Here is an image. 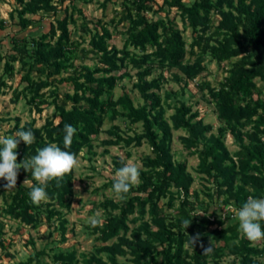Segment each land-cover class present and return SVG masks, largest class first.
Wrapping results in <instances>:
<instances>
[{
	"label": "trees",
	"instance_id": "trees-1",
	"mask_svg": "<svg viewBox=\"0 0 264 264\" xmlns=\"http://www.w3.org/2000/svg\"><path fill=\"white\" fill-rule=\"evenodd\" d=\"M107 1L111 0L104 4ZM17 2L22 8L14 9L11 17L18 16L22 30L33 25L38 30L12 37L14 52L5 55L0 87L9 85L8 80L23 71L26 85L14 88V100L23 96L31 110L39 112L45 103L54 106L43 125L36 126V118L23 125L17 119L9 131L13 136L15 131L31 129L35 136L30 146L23 141L18 144L17 163L51 143L77 157L84 148L88 154H96V141L107 146L105 152L113 145L130 148L148 143L152 148V154L142 156L140 182L126 198L104 194L94 203L103 214L96 227L86 229L98 241L90 254L79 256L76 248L55 246L36 250L17 264H50L45 260L47 255L51 264H264V239L250 243L238 231L234 218L235 210L249 196L264 198V0H163L158 9L156 0H123L124 9L111 20L115 30L130 22L120 31L126 35L121 48L110 43L113 31L102 20L93 28L89 26L75 0H71L72 11L51 22L46 32L43 16L35 19L28 15L41 11L55 14L59 11L57 1ZM173 8L192 29L190 43L176 16L169 14ZM75 11L84 18V33L77 40L69 29L71 22L77 23ZM161 11L167 12L165 17L148 16ZM5 27L6 20L0 17V30ZM87 33L89 47L83 46ZM213 61L224 68L225 77L217 85L209 80L198 85L207 90L204 98L215 106L220 120L216 132L200 117L199 109L180 98L179 91L169 88L161 92L163 82L168 81L164 68L180 70L173 79L184 83V92L190 80L204 74ZM16 62H20L19 68ZM130 67L136 69L133 89L140 93V103L128 92L115 96L119 83L132 77ZM158 68L162 71L150 79ZM65 72L69 75L64 76ZM66 82L72 84L73 92H60V84ZM170 98L174 100L170 102ZM168 108L174 109L169 116ZM117 118L125 120L127 126L112 124L105 130L111 136L100 140L106 121ZM66 124L76 128L68 149L63 145ZM179 130L185 132L178 138L187 154L199 157L196 171L205 181L202 190L207 198L192 189L196 176L187 159L176 158L174 131ZM229 133L238 146L234 151L226 142ZM131 154L128 149L127 156ZM125 163L127 158L115 156L113 170ZM26 178L31 179V173L21 168L16 188L10 191H5L6 181L0 179V216H10L31 228H39L44 221L58 222L56 229L66 241L69 220L64 210L72 205L74 169L59 186L55 180L49 183L48 198L39 205L30 201L31 188L23 185ZM112 185L110 178L105 187L111 189ZM220 199L226 215L217 207L210 211ZM184 220H191L187 229ZM261 227L264 230V222ZM4 228L5 222L0 220V244L6 251ZM208 248L211 251L205 252ZM6 254L13 257L9 251ZM225 258L231 259L223 263Z\"/></svg>",
	"mask_w": 264,
	"mask_h": 264
},
{
	"label": "rangeland",
	"instance_id": "rangeland-1",
	"mask_svg": "<svg viewBox=\"0 0 264 264\" xmlns=\"http://www.w3.org/2000/svg\"><path fill=\"white\" fill-rule=\"evenodd\" d=\"M59 4V11L57 13L41 11L39 14L28 15L34 17L35 19L43 16V30L46 32L51 28V22L56 23V18H64L68 12L72 11L71 0H65L63 3L60 0H56ZM155 8L158 9L159 5L163 3V0H156ZM189 1V0H185ZM75 0L78 8H81L83 14L86 15L89 26L93 28L99 20L106 23L113 31V38L110 40L111 44H115L117 47L121 48L124 44L126 35L120 33L124 31L126 26L130 24L129 21H125L119 24L118 30H115L114 25L111 24L112 18L116 15L117 11H122L124 6L122 5L123 0ZM68 7V10H67ZM22 8V5L17 2V0H0V17L6 20V27L0 30V76L4 73V65L7 60L5 55L13 53V40L14 35L25 36L30 32H35L38 27L35 25L30 26L26 30H22L21 26L18 24L19 18L16 15L14 19L11 17V12L16 9ZM177 9L173 8L169 14L171 17H175L176 22L180 29L183 30L185 38L188 43L193 39L192 29L185 26L181 16L177 15ZM167 12L161 11L158 14L149 12L148 16L153 19H158L160 16L165 17ZM74 17L77 19V23H70L69 29L72 32L73 39H81L84 31L82 30V23L84 18L82 13L79 11L74 12ZM100 28V27H99ZM87 42L83 43V46L89 47L88 41L90 38V33L86 34ZM88 63L93 64V61L88 59ZM226 65V64H225ZM20 67V62H16V68ZM129 70L132 73V77L124 78L115 89V96L118 97L124 92L130 93L136 100V102H143L140 93L133 89V83L137 80L136 69L130 67ZM162 68H158L154 75L150 77L159 75ZM22 72H17L13 79H9V85L0 87V135L9 136L10 130L15 126L17 119H20L21 125L31 121L36 118V126H41L45 123L46 118L51 115L54 110L53 105H43L44 110L42 112L37 111L35 108L31 110V106L27 103V98L21 97L17 102L14 100V88L19 87L20 89L26 85V82H22ZM163 73L168 81L163 82L161 92L164 94L169 88L179 91L180 98L186 100L188 103L194 105V110L199 109L200 117H203L205 123L212 124L214 126L213 131H217L220 125V120L218 114L215 110V106L212 102H209L204 98V94L207 90H202L199 87V83L204 80L211 81L214 85H217L221 81L226 72L222 66H219L216 61L209 62V69H207L204 74L200 75L194 80H190L187 88L182 91L181 87L184 83H179L173 79L174 73H181L177 68H164ZM69 75L68 72L64 73V76ZM261 84V81L258 80ZM12 85V87H10ZM60 92L71 91V83H61ZM174 98H170L172 102ZM174 112L173 108L167 109V116ZM112 124H119L123 128L127 126V123L122 118H117L113 121L107 120L104 124V132L100 135V140L108 138L111 134L107 133L105 130L109 129ZM140 128V127H139ZM17 131H15L16 133ZM14 133V134H15ZM183 130L174 131V141L173 150L176 152L177 159H187L189 170L196 176V181L193 184V190H200L201 198H207L206 194L203 192V183L205 182L201 175L196 171V167L199 163V157L197 155H189L187 151L183 148V144L179 140V135L184 134ZM227 145L230 150L234 151L238 148L235 143L234 136L229 133L226 138ZM96 154L90 155L87 153V149H82L78 159V164L74 168L75 180L74 187L75 191L72 197V205L66 212V217L68 218V233L67 240L63 241L61 231L56 229L55 224H49L44 221L39 228H31L25 224L18 222L17 220L11 218L10 216H0V220L5 222V240L8 244L7 250L13 254L9 256L0 244V263L2 264H17L18 261L27 260L31 254L36 250H41L47 248L50 250L52 247L59 246L63 248H76L78 255L82 253L90 254L93 251L94 245L98 242L94 235L87 232V226H89V218H98L102 216L103 209L99 206H95L94 203L100 201L104 198V194L114 195L110 188L105 187V184L113 178L115 172L114 168V157L121 156L127 158V163L131 162L137 167L142 166L141 158L146 154H152V148L148 143H144L142 146H132L130 148L122 147L121 145L109 146V152H105L106 145L95 142ZM131 151V156H127V150ZM221 199L218 200L216 205L220 212L224 215L227 211L221 210ZM163 204V201L161 202ZM103 221V218H102ZM34 240V243L32 240ZM56 240V243L54 242ZM231 258H225L223 263ZM45 260L50 264L52 259L49 255L45 256ZM264 262V257L261 258ZM33 264H40L34 262ZM214 264V263H210Z\"/></svg>",
	"mask_w": 264,
	"mask_h": 264
},
{
	"label": "clouds",
	"instance_id": "clouds-1",
	"mask_svg": "<svg viewBox=\"0 0 264 264\" xmlns=\"http://www.w3.org/2000/svg\"><path fill=\"white\" fill-rule=\"evenodd\" d=\"M63 145L65 149L70 148L72 138L76 133V128L71 124L64 127ZM35 140L31 129L17 131L13 136L0 135V179L6 181L3 185L5 191L16 188L18 172L23 168L31 173V179L26 178L23 185H28L31 191L28 193L30 201L34 205H39L48 198L47 187L53 180L59 186L65 175L71 174L78 164L75 153L62 150L56 143H51L42 149L37 150V154L25 158L22 163H17L16 149L23 141L30 146ZM36 181L33 184L32 181ZM140 182L139 168L129 162L117 169L113 177L111 191L117 199L123 200L130 192L131 188ZM234 218L238 221V231L252 244L264 239V230L261 222H264V198H253L249 196L241 208L235 210ZM100 221L97 218H89V224L96 227ZM191 220H184L183 226L187 229ZM193 246L194 239L191 238ZM211 251V248L205 252Z\"/></svg>",
	"mask_w": 264,
	"mask_h": 264
}]
</instances>
